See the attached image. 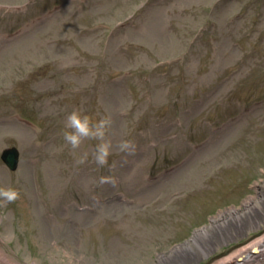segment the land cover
<instances>
[{"label":"rangeland","instance_id":"1","mask_svg":"<svg viewBox=\"0 0 264 264\" xmlns=\"http://www.w3.org/2000/svg\"><path fill=\"white\" fill-rule=\"evenodd\" d=\"M19 2L0 0V152L20 150L14 171L0 159V187L20 191L0 201L9 259L209 264L263 232L264 0ZM74 109L110 116L111 171L98 141H64Z\"/></svg>","mask_w":264,"mask_h":264},{"label":"clouds","instance_id":"2","mask_svg":"<svg viewBox=\"0 0 264 264\" xmlns=\"http://www.w3.org/2000/svg\"><path fill=\"white\" fill-rule=\"evenodd\" d=\"M28 0H20L19 3L11 6L13 8L25 9ZM9 7V6H5ZM112 121L110 116H105L97 121L84 113L82 109H74L65 119V130L62 132L64 141L75 152L81 148V145L87 140H95L98 143L93 152V158L100 167H108L112 170L114 165H109L108 158L112 154V142L107 139V133L110 130ZM121 152L132 154L135 146L132 142L124 140L118 144ZM88 158V153L84 152L77 160L78 164H83ZM264 171V169H261ZM100 185L111 184L115 186V178L112 176H102L99 180ZM20 199V191L12 186L0 187V201L5 204L15 202Z\"/></svg>","mask_w":264,"mask_h":264},{"label":"bare ground","instance_id":"3","mask_svg":"<svg viewBox=\"0 0 264 264\" xmlns=\"http://www.w3.org/2000/svg\"><path fill=\"white\" fill-rule=\"evenodd\" d=\"M261 187H264V181H262ZM254 202L260 205L258 198H255ZM253 218L254 221L259 219L258 215L255 214L252 215L251 219ZM242 225L245 226V224ZM206 233L207 230L204 227L200 228L197 231V234L200 235L206 236ZM194 244H195L194 242H190L189 247L190 248L194 247ZM195 247L199 248L196 245ZM201 250L204 249L201 248ZM0 264H18V263L13 262L0 250ZM209 264H264V230L263 232L257 233L253 237H250L247 241L241 243L234 250L230 251L229 253L223 256H220L219 258H217L213 262H210Z\"/></svg>","mask_w":264,"mask_h":264},{"label":"water","instance_id":"4","mask_svg":"<svg viewBox=\"0 0 264 264\" xmlns=\"http://www.w3.org/2000/svg\"><path fill=\"white\" fill-rule=\"evenodd\" d=\"M17 158H18V153L14 148L6 149L2 153V159L12 169H14L17 165Z\"/></svg>","mask_w":264,"mask_h":264}]
</instances>
